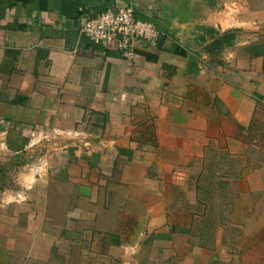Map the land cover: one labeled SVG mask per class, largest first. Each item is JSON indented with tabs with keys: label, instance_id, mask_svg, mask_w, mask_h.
Wrapping results in <instances>:
<instances>
[{
	"label": "crops",
	"instance_id": "0c3cea01",
	"mask_svg": "<svg viewBox=\"0 0 264 264\" xmlns=\"http://www.w3.org/2000/svg\"><path fill=\"white\" fill-rule=\"evenodd\" d=\"M156 1L165 38L127 60L79 31L132 0H0V165L23 162L0 186V264H264V0H239L216 57L199 27L227 24L217 5ZM53 128L89 146L63 136L36 177L29 132ZM207 206L228 211L209 232Z\"/></svg>",
	"mask_w": 264,
	"mask_h": 264
},
{
	"label": "built area",
	"instance_id": "2783aa9c",
	"mask_svg": "<svg viewBox=\"0 0 264 264\" xmlns=\"http://www.w3.org/2000/svg\"><path fill=\"white\" fill-rule=\"evenodd\" d=\"M217 12L229 17L227 24H218L217 31L231 30L236 27L241 15L239 0H220ZM133 6L108 9L94 18L88 19L79 31V40H86L94 45L114 43L123 58L132 60L137 56L139 45L158 47L164 37L162 31L151 21H143L136 17ZM30 133L28 148L42 144L46 152L31 166L36 177L42 176L48 167V154L51 146L66 135L80 138L81 144L89 146L83 132H64L59 129L33 130ZM3 145V143H2ZM5 145V144H4ZM3 145V146H4Z\"/></svg>",
	"mask_w": 264,
	"mask_h": 264
},
{
	"label": "rangeland",
	"instance_id": "374dc122",
	"mask_svg": "<svg viewBox=\"0 0 264 264\" xmlns=\"http://www.w3.org/2000/svg\"><path fill=\"white\" fill-rule=\"evenodd\" d=\"M157 4H161L163 3L166 6L171 7V3L172 0H157L156 1ZM219 2H221L220 0H196V4L199 3V12H210L209 10L212 8L214 9V7L218 4ZM193 6V5H192ZM217 9V7H216ZM30 154L32 155L31 157H29V159H31L30 161L32 162V160L36 161V159H38V157H41L44 155V148L42 146V144H37V146L33 147L32 149H30ZM30 162V163H31ZM14 164V165H13ZM6 163L5 165H0V186L1 189L3 190L5 187H12L15 185V173H16V169L17 167H21L23 162H19V163ZM31 168V167H30ZM213 179V178H212ZM210 181H205L204 184L206 185H213L214 181L213 180ZM214 199L213 201H211L212 205L214 206V204L217 205L218 201L217 198H215V196H212ZM200 212V218H198L197 221V230H201V231H206L209 232V227H210V223L213 221L214 225L216 224V222H218L220 219H224L227 215V210L223 209V208H209L208 206L206 208H200V210H198ZM213 225V224H212ZM212 226L215 227V226Z\"/></svg>",
	"mask_w": 264,
	"mask_h": 264
},
{
	"label": "trees",
	"instance_id": "16d2710c",
	"mask_svg": "<svg viewBox=\"0 0 264 264\" xmlns=\"http://www.w3.org/2000/svg\"><path fill=\"white\" fill-rule=\"evenodd\" d=\"M192 1L193 0H183L178 4V6L172 7L173 12L176 15L179 13L184 14L185 16L190 14L192 10ZM135 12L138 19L153 22L161 31V26L156 23V21L149 19L138 11ZM199 31L201 32L199 36L200 42L206 43L208 39H211V41L205 45V52L212 57L219 56L220 53L223 52L226 48L233 46L237 38V31L220 33L214 28L208 26L199 27ZM164 38L165 37L162 38L160 43Z\"/></svg>",
	"mask_w": 264,
	"mask_h": 264
},
{
	"label": "water",
	"instance_id": "95a60500",
	"mask_svg": "<svg viewBox=\"0 0 264 264\" xmlns=\"http://www.w3.org/2000/svg\"><path fill=\"white\" fill-rule=\"evenodd\" d=\"M132 6L134 9L140 13H143L142 7L140 6L139 0H132ZM155 19H159V17L155 14Z\"/></svg>",
	"mask_w": 264,
	"mask_h": 264
},
{
	"label": "flooded vegetation",
	"instance_id": "af4514ba",
	"mask_svg": "<svg viewBox=\"0 0 264 264\" xmlns=\"http://www.w3.org/2000/svg\"><path fill=\"white\" fill-rule=\"evenodd\" d=\"M183 0H172V2L173 3H171V8L172 7H175V6H178V4L180 3V2H182Z\"/></svg>",
	"mask_w": 264,
	"mask_h": 264
}]
</instances>
